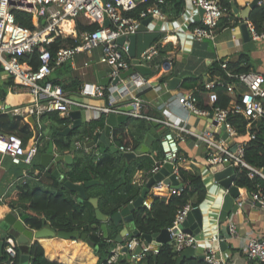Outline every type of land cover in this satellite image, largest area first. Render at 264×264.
<instances>
[{
  "label": "built area",
  "instance_id": "built-area-1",
  "mask_svg": "<svg viewBox=\"0 0 264 264\" xmlns=\"http://www.w3.org/2000/svg\"><path fill=\"white\" fill-rule=\"evenodd\" d=\"M137 16L128 15L127 12L134 10L139 4H145ZM195 8L203 10L201 16L202 25L194 26L190 33L193 39L202 40L204 37L214 38L215 28L223 7L220 0H190ZM167 6L166 0H0V66L12 79V84L8 90L14 93H26L30 95V101L12 106H0V113L22 118V121L29 125L31 135L26 142L15 134L5 133L0 130V156H8L13 164L24 165V177L29 175L28 169L38 157L46 138L44 126L49 123L43 116L49 112H57L61 117H68L70 110L79 109L91 114L89 118L100 115L106 117L109 113H121L120 101L126 96H131L129 103L135 109L141 108L142 99L132 95L125 78L112 84V80L121 72L132 67L129 50V35L136 33L141 21L148 16H156L164 19V8ZM21 10L32 15L33 29L22 26L15 21L14 11ZM105 20L109 23L106 25ZM97 24L94 29L79 28V25L88 26ZM249 34L254 40L264 39V31L257 32L251 24H248ZM124 37L122 43L118 42L120 37ZM57 43V44H56ZM161 45L150 43L144 49L136 53V58L140 64L150 68L151 73L158 70H165L170 65L169 59L160 53ZM33 53L36 55L38 64L34 67L31 63ZM81 58V69L92 65H103L105 77L110 81L107 85L99 81L94 83H84L77 90L70 91L59 83L62 77L57 75V71L63 69L67 64L73 69H78L77 58ZM225 78L206 80L204 89L208 91V101L210 109L206 110L197 105V96L191 93H178L174 98L180 107L197 114L207 115L211 113L218 124H222L232 133H236L227 121L229 115L241 114L247 119L246 128L252 126V122L264 116V74L255 71L233 72L227 69L226 62L221 63ZM135 87L143 86L149 81L141 74L135 72L131 76ZM230 78V80H227ZM234 82L242 84L245 89L240 93L239 100H233L225 107L215 105L217 94L215 87H224L228 91L234 88ZM167 87V83L162 84ZM89 87V88H87ZM155 86H153L154 88ZM74 95H78L74 97ZM97 98L103 100V104H94L83 99ZM25 109V111H23ZM130 117L144 118L166 128L159 137V144L163 154V160L156 163L150 170L151 177L165 163L170 162L173 172L177 176L179 154V133H188L197 137L206 144L207 163L215 167L225 162L233 167L236 164L248 169L247 175L253 178L258 175L264 178V167L254 168L243 159L244 143L238 142L235 149L222 144L207 131L195 132L182 125L183 120L177 117L157 118L147 116L139 112L127 113ZM32 118V121L29 120ZM98 130L96 132H101ZM95 132V133H96ZM95 135V134H94ZM247 135H251L247 132ZM94 137V136H93ZM93 137L82 136L75 139L73 146L75 149H83L91 152L90 149L97 143L88 147L87 143ZM112 143V131L109 134ZM123 153L133 152L131 146L119 145L117 147ZM54 154H59L53 151ZM68 154V153H66ZM99 150H94V155L98 156ZM180 186L164 183L162 180L155 181L148 193L143 198L141 205L150 209L151 202L149 196L159 194L161 191L167 193H179ZM252 201L264 211V193L252 191L249 193ZM164 196V195H163ZM132 203V202H130ZM193 207L186 204L178 210L173 224L166 229L169 232L170 244L177 252L185 248L194 249L197 244V236L187 233L181 229L173 232L174 227H179L187 212ZM228 230L231 235H236L234 222L229 221ZM113 242L112 239H107ZM211 243L218 241L217 235L210 238ZM16 238L7 234L4 238L3 252L4 259L0 264H16L17 258ZM138 252H135L137 247ZM159 246L140 240L126 233L122 237V242H117L110 249V254L105 260L98 264H133L145 257L146 254H157ZM126 248V251H122ZM95 249V248H94ZM242 253L246 258L243 264L251 261L255 264H264V234L249 236L242 245ZM216 252V249L209 245L206 247L202 258L208 264H233ZM120 256L121 259H120Z\"/></svg>",
  "mask_w": 264,
  "mask_h": 264
},
{
  "label": "trees",
  "instance_id": "trees-1",
  "mask_svg": "<svg viewBox=\"0 0 264 264\" xmlns=\"http://www.w3.org/2000/svg\"><path fill=\"white\" fill-rule=\"evenodd\" d=\"M153 1L148 0V3ZM166 2L165 9L170 7L176 15L184 9V0H166ZM220 3L223 12L215 27L232 26L238 23L239 17L234 14L230 0H220ZM145 6L146 3L139 4L127 14L137 16ZM14 16L18 24L30 29L34 28L30 13L15 10ZM248 20L257 32L264 31V1L251 9ZM196 25H202V22L191 24V29ZM95 27H97L96 23L88 26L79 25V28L94 29ZM31 63L34 67L38 64L35 53L31 57ZM227 68L233 72L248 71L247 68L236 67L233 64L227 65ZM2 71L0 66V72ZM214 71L226 79L219 64H215L212 73ZM59 83L65 89H74L81 85L76 76ZM11 84V77L5 78L0 83V102L4 100ZM203 85L204 81L199 78L188 77L182 81L178 89L184 93L196 95L199 90L204 89ZM215 91L217 94L215 105L222 108L227 107L230 97L225 88L218 86L215 87ZM197 105L200 108L206 107H203L199 101H197ZM11 117L9 113H0V130L18 135L26 142L31 135L29 125L18 121L19 117L12 119ZM43 119L49 120V123L44 126L48 140H52L59 154L71 153L72 162L69 165L66 164L61 180L54 177L38 161L33 162L28 169L29 175L10 184L5 194L0 198V203H5L11 209L18 210L20 214H27L25 224L29 228L36 230L47 226L55 232L76 230L79 234H85L90 239L93 248H96L95 253L98 256L96 264H98L110 254L116 236L124 226L123 222L114 224L111 216L134 201L141 193L142 186L133 182L134 174L143 170L146 172V176H150V170L154 165L163 160L159 139L153 142L148 153L134 158H127L118 148L111 150L109 146L101 142L92 147L91 152H86L83 149H75L74 140L82 136L93 137L96 131L103 130L105 115L83 120L77 128L66 134H61L59 131L69 124L71 121L69 117H61L57 112H49L43 116ZM227 121L235 130L237 140L244 143L242 159L254 168L264 167V116L252 122L249 129L246 128L247 119L241 114L229 115ZM148 123L149 121L144 118L130 117L123 123L113 126L112 144L116 147L129 145L133 150H136L148 132ZM247 132L251 136L245 138ZM95 149L99 150L98 156L94 155ZM44 150H46L45 145L39 150V154ZM31 167L33 170L30 169ZM234 171L236 186L245 187L249 192L264 193V178L258 175L250 178L247 175L248 169L239 164L234 165ZM177 172L181 187L178 194L173 193L166 197L154 195L150 209L138 205L131 211L132 223L138 230L137 234L131 236L144 240V235H152L170 227L178 210L186 204L193 207L204 201L207 190L201 176L181 167H178ZM90 180H97V182L85 187L88 199L82 201H79L77 192L70 191L65 185V181L83 183ZM92 197L97 198V208L102 214L108 216L107 221H100L96 218L95 208L89 201V198ZM103 224L107 227L106 237L103 235ZM0 229L2 228L0 227ZM77 237L79 238V236ZM107 239H112L113 242H108ZM16 249V264H19L22 253L28 255V264H60L45 257L44 248L37 240L24 245L18 243ZM190 251V248H185L183 251L177 252L172 244L163 243L159 246L157 254L148 253L133 264H208L200 259L199 255ZM4 257V254L0 255V261ZM248 263L255 264L251 261ZM112 264L121 263L114 262Z\"/></svg>",
  "mask_w": 264,
  "mask_h": 264
},
{
  "label": "crops",
  "instance_id": "crops-1",
  "mask_svg": "<svg viewBox=\"0 0 264 264\" xmlns=\"http://www.w3.org/2000/svg\"><path fill=\"white\" fill-rule=\"evenodd\" d=\"M184 1V9L178 15H176L170 7L167 9L164 8V19L155 17L147 23L145 30L137 32L135 46L136 53L144 49L150 43L156 42L161 45V54L169 59L171 63L165 70H158L156 72L158 74L150 72L149 74L142 75L138 72L149 81L147 84L140 87L134 86L131 78L133 73L125 77L132 95L139 96L142 99L141 108L135 109V112L157 118H167L170 116L173 118L177 117L178 119L183 120L180 123L186 128L195 132L207 131L212 134L216 140L221 141L223 145L232 149L239 142L235 137L236 133L229 132L227 129L224 131L222 129V124H218L214 121L213 117H210L212 116L211 113H208L207 115L193 114L174 102V98L176 94L184 93L179 91L178 88L185 78L196 77L204 81V83L206 80L223 78L221 75L217 74V72L215 73V71L212 73L215 64H219L221 68V63L226 62L227 65L233 64L236 65V67H243L264 74V39L254 40L251 36L248 37V39L245 38L242 34L240 25L243 22H245L247 26L251 23L248 18L246 20L242 19L238 13L239 11L235 12L233 10V7H236L238 10L243 9L251 0H230L234 14L236 17H239L238 23L232 26L215 27L213 29V39L204 37L202 40H195L191 36L190 26L195 22H201V16L198 8H195L190 3V0ZM81 61L82 60L79 57L76 60L78 69H73L70 64H67L63 69H60L59 72H57V75H60L64 82L72 76H76L80 84L99 81L98 72L103 70L105 66L100 67L101 65H92L91 67L81 69L79 67ZM90 68H92L94 73L97 74L95 75L96 81L84 79L86 75L91 77L92 72H87ZM174 78L177 80L171 82ZM164 82L167 83V87L162 85ZM153 86L155 87L153 88ZM78 88L67 89L73 91ZM244 89L245 87L238 82H234V88L232 91H228L225 88L230 97L227 106L231 101L239 100L240 93ZM77 96L78 95H74V97ZM196 96L198 101L201 102V105H203V107L206 106L204 108L209 110L210 103L208 101V91L201 89L196 93ZM83 99L94 104H103V100L101 99L88 97ZM28 101H30L29 94L14 93L8 90L1 105L12 106L26 103ZM129 101H131V96L126 95L120 102L125 104ZM81 112L82 121L90 119V113L83 110H81ZM85 113L87 115H85ZM68 117L71 121L66 127L71 126L73 122V119L69 115ZM148 121L149 129L146 135H148L150 131L149 124L151 121ZM164 130H166L165 127L156 123L154 132L157 133L159 137ZM146 135L140 146L133 151L135 157L148 153L151 150L153 142L156 139H159V137L153 138L147 142L148 145L146 147L142 148ZM248 137L249 136L246 133L245 138ZM49 141L52 140H48L46 134L42 148L45 145L47 150ZM53 151L57 152L54 144ZM43 152H40V154ZM40 154L34 159V163L36 161L40 163ZM68 154L72 156L71 153ZM179 154L180 159L178 161V167L198 173L207 190L204 201L197 205L203 213L204 222L200 232L195 234L198 239L196 247L194 249L190 248V252L199 256L202 255L206 247L212 244L210 238L213 235L222 234L227 243V248L221 252V255L227 258L230 263H245L246 258L241 250L242 245L249 236L264 234V211L252 201L249 195L250 192L245 187L237 186L238 194L235 196L218 184L212 173L213 167L209 166L207 163L206 144L200 141L197 137L188 133L180 132ZM6 158L10 165L5 164ZM66 164L67 163L63 160L55 161L52 163V168L57 169L60 174H63L66 169ZM216 167H218V169L223 168L222 164H218ZM23 175L24 165H15L11 162L8 156H4L3 158L0 156V198L5 194L9 185L15 180L24 177ZM148 179L149 176H146V172L143 170L137 171L133 176V182L140 184L142 187ZM161 193L162 195L160 196L162 197L171 194L167 193L165 190L161 191ZM153 196L154 195L149 196L150 200H152ZM1 207L5 210L3 214L0 215V227L5 230L7 234L17 238L19 232L7 225L3 218L9 211H13L18 216L22 214L16 209H11L5 203H0V208ZM229 221L234 222L236 226V235L230 234L228 230ZM122 222L123 225L128 228V232L136 229L132 220H124ZM25 226L28 227L26 224ZM32 230L34 231L35 229ZM34 240H37L43 246L45 257L50 261H55L60 264H96L98 261V256L96 255L93 246L80 237L64 239L58 236H47L38 239L32 238L28 240L27 243L22 244H29ZM2 254H4L3 250ZM23 255L27 254H21L19 264H21V257Z\"/></svg>",
  "mask_w": 264,
  "mask_h": 264
},
{
  "label": "water",
  "instance_id": "water-1",
  "mask_svg": "<svg viewBox=\"0 0 264 264\" xmlns=\"http://www.w3.org/2000/svg\"><path fill=\"white\" fill-rule=\"evenodd\" d=\"M264 1V0H251L243 9L238 10L236 7H233V10L235 12H238L240 17L244 20H246L249 17V13L251 9H253L256 5L259 4V2ZM200 16H202L203 10L201 8L198 9ZM156 16H148L145 19L141 21V24L139 25L136 33L129 35V50L128 54L131 57V62H132V67L129 69L121 72L117 77L112 80V84L116 83L118 80L123 79L130 75L131 73L139 72L142 75L144 74H149L151 72L150 68L140 64L139 59H137L136 56V37H137V32L143 31L146 29V25L148 22H150L153 18ZM109 23L108 20H105V24L107 25ZM242 34L245 38L248 39L250 37L248 26L245 22H243L240 25ZM124 40V37H120L118 39L119 43H122ZM99 76V82L103 85H107L110 81L109 77H105V71L100 70L98 72ZM177 79L174 78L172 81H176ZM119 110L121 113L116 114V113H109L106 117V124L104 129L101 132H96L93 139L87 143V146L90 147L94 145V143L101 142L107 146L110 147L111 150H117V147L113 145L109 139V134L111 132V129L113 126L117 124H121L124 121L128 120L130 116L127 114L129 112H132L135 110V106L131 103H125L121 104L119 106ZM68 115L73 119V122L71 126L66 127L62 131H60L61 134H66L70 130L77 128L81 123H82V112L81 110L75 109V110H70ZM212 117V116H210ZM30 121H32V118H29ZM215 121V120H214ZM216 122V121H215ZM150 131L149 134L146 135L145 142L143 147H146L148 145L147 142L152 140L153 138H158L159 135L154 132V127L156 126V123L151 121L150 124ZM222 129L225 131L226 128L224 125H222ZM235 149V146L232 148V150ZM124 155L127 158H134L135 153L134 152H126ZM40 164L45 167L51 174L56 177L58 180H61L63 178V174H60L57 169L52 168V163L55 161H60L63 160L67 164H70L72 162V156L70 154H54L53 152V143L52 141H49L47 150L43 153L40 154ZM223 168L218 169V167H213L212 168V173L214 176V179L218 182L220 186L223 188L227 189L231 194L237 195L238 194V187L234 184V179H235V171L234 167L228 163L225 162L222 164ZM33 170V168H30ZM264 172V170H263ZM162 180L164 183L174 185L175 187H179V181L177 179L176 174L173 172V166L172 163L170 162H165L158 171H156L145 183V185L141 189L140 195L132 201V203H129L128 205L124 206L121 208L119 211L115 212L112 216L111 219L113 220L114 224H118L124 220H132L131 217V211L138 205H141V202L143 198L145 197L148 189L153 185L155 181ZM97 180H90V181H85L83 183H73L70 181H65L66 187L73 192H77L78 194V199L79 201H82L84 199H88L87 194L85 192V187L87 185L96 183ZM89 201L93 204L95 208V215L96 218L100 221H107L108 216L102 214L99 209L97 208V198L92 197L89 198ZM27 217V214H22L18 216L16 213L13 211H9L5 214L3 220L4 222L12 227L14 230L19 232V236L16 238L17 243H27L28 240L35 238H42V237H47V236H58L60 238L64 239H73L79 236L81 239H84L86 242L91 244V241L88 237H86L85 234H79L78 231H58L55 232L53 229L50 227L44 226L40 229L32 230L28 227L25 226V219ZM204 222V217L203 213L200 209L199 206L193 207L191 210H189L184 218V220L181 222L179 227H174L172 229L173 232H178L180 229L184 232L191 233V234H198L203 226ZM102 230H103V235L106 237L107 236V227L105 224L102 225ZM128 233V235L132 234H137L138 230L134 229L131 232H128V228L126 226H123L119 234L116 236V241L117 242H122V237ZM7 235V232L3 229L0 230V254H2L3 250V244H4V238ZM218 241L212 242V247L216 249V252L219 253L220 251H224L227 248V243L225 239L223 238L222 234H218ZM144 240L146 242H151L152 244L155 245H161L163 243H169L170 244V239H169V232L167 229H162L158 233H154L152 235H144ZM96 249V248H95ZM140 247L138 246L135 250V252H138ZM122 251H126V248H122ZM122 256H120L121 259ZM200 259L202 258V255L199 256ZM27 255H23L21 257V264H27Z\"/></svg>",
  "mask_w": 264,
  "mask_h": 264
},
{
  "label": "rangeland",
  "instance_id": "rangeland-1",
  "mask_svg": "<svg viewBox=\"0 0 264 264\" xmlns=\"http://www.w3.org/2000/svg\"><path fill=\"white\" fill-rule=\"evenodd\" d=\"M100 67H104L103 65H101ZM92 72V75H91V77H88V75H86L85 77H84V79L85 80H91V81H96V79H95V75H97L96 73H94V70L92 69V68H90L89 70H87V72ZM88 72V73H89ZM87 73V74H88ZM94 73V74H93ZM9 76L5 73V72H0V83H2V81L5 79V78H8ZM0 106H1V102H0ZM85 115H87L86 113H85ZM12 117H11V119L12 118H14V117H17V116H13V115H11ZM17 119V118H16ZM22 121V118H20L19 117V119H18V121ZM5 164H7V165H10L9 163H8V159L6 158L5 159ZM15 165H17V164H15Z\"/></svg>",
  "mask_w": 264,
  "mask_h": 264
},
{
  "label": "bare ground",
  "instance_id": "bare-ground-1",
  "mask_svg": "<svg viewBox=\"0 0 264 264\" xmlns=\"http://www.w3.org/2000/svg\"><path fill=\"white\" fill-rule=\"evenodd\" d=\"M23 111H25V109H23ZM4 210H5V209H4L3 207L0 208V215L3 214Z\"/></svg>",
  "mask_w": 264,
  "mask_h": 264
},
{
  "label": "flooded vegetation",
  "instance_id": "flooded-vegetation-1",
  "mask_svg": "<svg viewBox=\"0 0 264 264\" xmlns=\"http://www.w3.org/2000/svg\"><path fill=\"white\" fill-rule=\"evenodd\" d=\"M62 155V154H61ZM64 155V154H63Z\"/></svg>",
  "mask_w": 264,
  "mask_h": 264
}]
</instances>
